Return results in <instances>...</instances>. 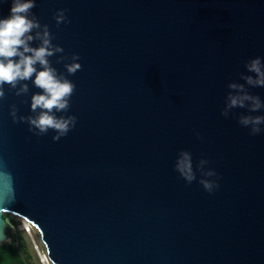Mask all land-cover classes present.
<instances>
[{
	"label": "water",
	"instance_id": "95a60500",
	"mask_svg": "<svg viewBox=\"0 0 264 264\" xmlns=\"http://www.w3.org/2000/svg\"><path fill=\"white\" fill-rule=\"evenodd\" d=\"M11 5L0 0V18ZM58 9L70 22L57 26ZM32 12L65 50L54 67L66 74L57 57L80 55L64 114L77 122L58 141L38 136L11 107L33 114L41 90L4 86L0 244L16 240L10 212L39 229L54 264H264V132L238 123L247 109L221 114L228 84L264 58V0H36ZM181 150L191 184L175 170Z\"/></svg>",
	"mask_w": 264,
	"mask_h": 264
},
{
	"label": "clouds",
	"instance_id": "9594fccd",
	"mask_svg": "<svg viewBox=\"0 0 264 264\" xmlns=\"http://www.w3.org/2000/svg\"><path fill=\"white\" fill-rule=\"evenodd\" d=\"M36 0H12L10 14L0 18V98L5 97V85L9 90H15V95L27 94L28 81L41 91L31 96V112L27 116H18L16 105L11 107V116L15 121H24L29 130L36 135H46L49 130L55 135L53 140H59L71 131L77 122L75 115H64L71 108V97L76 90L75 83L68 78L82 69L79 53L70 56L60 55L57 63L63 62L66 74L53 66L50 57L64 53V48L54 44V36L47 24L32 12ZM67 9H58L55 14L57 26L68 23ZM33 41L38 44L33 46ZM247 72H241L240 77L244 83L231 81L229 91L225 97V106L221 114L227 118L236 108L247 109V114L241 113L238 123L250 129V135L264 132V115H253L264 109V100L258 94H253L249 88L264 87V58L256 56L245 63ZM34 77V79H33ZM62 113V115H57ZM197 136L200 134L197 132ZM209 161L201 159L197 168L201 175L199 183L209 193L219 187L218 181L209 179L216 177L215 169L205 168ZM175 170L180 176L191 184L197 179L193 167L192 154L181 150L175 163Z\"/></svg>",
	"mask_w": 264,
	"mask_h": 264
},
{
	"label": "rangeland",
	"instance_id": "374dc122",
	"mask_svg": "<svg viewBox=\"0 0 264 264\" xmlns=\"http://www.w3.org/2000/svg\"><path fill=\"white\" fill-rule=\"evenodd\" d=\"M4 217L14 228L16 240L20 244L23 255L27 258L26 264H46L41 253L46 249V245L40 231L27 230L28 226L23 225L20 216L10 212H4ZM50 262L54 264L51 260Z\"/></svg>",
	"mask_w": 264,
	"mask_h": 264
},
{
	"label": "trees",
	"instance_id": "16d2710c",
	"mask_svg": "<svg viewBox=\"0 0 264 264\" xmlns=\"http://www.w3.org/2000/svg\"><path fill=\"white\" fill-rule=\"evenodd\" d=\"M16 236V235H15ZM27 258L23 255L18 240L10 247L9 242L0 244V264H26Z\"/></svg>",
	"mask_w": 264,
	"mask_h": 264
},
{
	"label": "bare ground",
	"instance_id": "6f19581e",
	"mask_svg": "<svg viewBox=\"0 0 264 264\" xmlns=\"http://www.w3.org/2000/svg\"><path fill=\"white\" fill-rule=\"evenodd\" d=\"M19 218L22 221L24 226H28L27 230L39 231V229L35 225H33L29 220H27L26 218H24V217H19ZM41 253H42V256H43L46 264H51L50 259H49L48 254H47V249H45Z\"/></svg>",
	"mask_w": 264,
	"mask_h": 264
}]
</instances>
